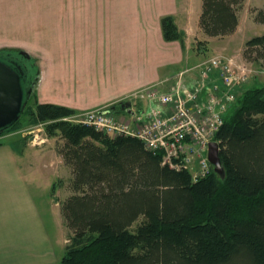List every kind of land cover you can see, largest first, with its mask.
Returning <instances> with one entry per match:
<instances>
[{"label":"trees","instance_id":"obj_1","mask_svg":"<svg viewBox=\"0 0 264 264\" xmlns=\"http://www.w3.org/2000/svg\"><path fill=\"white\" fill-rule=\"evenodd\" d=\"M243 2L202 0L200 31L212 39L233 34ZM254 21L264 24V8ZM161 29L165 41L183 44L171 16ZM19 51L1 49L0 61ZM243 57L264 62V34L245 43ZM29 108L21 116L47 137L60 136L56 152L69 169L66 184L58 179L51 187L69 191L60 202L68 243L56 264H264V84L237 97L215 135L224 177L212 168L195 182L187 171L162 166L160 154L136 138L64 121L72 109Z\"/></svg>","mask_w":264,"mask_h":264},{"label":"crops","instance_id":"obj_2","mask_svg":"<svg viewBox=\"0 0 264 264\" xmlns=\"http://www.w3.org/2000/svg\"><path fill=\"white\" fill-rule=\"evenodd\" d=\"M201 4L202 0H0V50L30 45L29 32L28 40L15 39L24 28H54V35L44 30L37 40L55 45V57L36 88L38 103L78 113L110 109L145 87L159 85L161 91H169L176 76L208 59L200 57L206 46L191 49L196 37L199 42L215 40L199 29ZM166 16L174 19L183 44L164 40L161 19ZM197 79L198 70H192L183 82L192 86ZM22 144L10 134L0 136V264H56L61 258L49 242L31 188L51 191L66 168L52 146H36L30 140ZM61 201L56 203L59 208ZM60 219L56 217L64 229Z\"/></svg>","mask_w":264,"mask_h":264},{"label":"built area","instance_id":"obj_3","mask_svg":"<svg viewBox=\"0 0 264 264\" xmlns=\"http://www.w3.org/2000/svg\"><path fill=\"white\" fill-rule=\"evenodd\" d=\"M192 70H198V79L186 86L183 77ZM255 73L245 60L217 54L181 72L169 91L156 85L131 93L126 100L132 104V115L94 109L63 120L111 137L136 138L147 150L160 154L162 166L187 171L195 182L211 172L208 145L215 142L224 116Z\"/></svg>","mask_w":264,"mask_h":264},{"label":"rangeland","instance_id":"obj_4","mask_svg":"<svg viewBox=\"0 0 264 264\" xmlns=\"http://www.w3.org/2000/svg\"><path fill=\"white\" fill-rule=\"evenodd\" d=\"M263 8L264 0H244L241 9L238 12L239 27L236 29V31L233 34L223 38H214L215 40L211 43L200 42L202 43V47L206 46V50L202 52L200 57L203 59L204 57L209 58L214 55L221 54L224 56H233L237 59L244 60L243 51L245 43L253 37L261 36L262 34H264V24H259L254 21L256 11L262 10ZM23 30H25V32L21 33L20 36L16 37L15 39L18 40L20 38H24L28 40V36L26 35V33L29 32L31 44L23 45L22 43H20L18 45L19 48L10 49L20 50L17 53L18 56L15 55V57L17 56V58L21 60H23V57L20 55V52H24L27 56L30 57L28 62L26 61L29 68V70L26 69V74L30 82L29 84H27V86H25L24 90L28 89L29 87L30 89H32L33 93L35 91L34 96H32L28 100V104L26 103V105L30 107L29 109H33L34 104L38 103L35 87L37 88L41 77L45 76V73L49 66L48 64L50 62L52 63V60L55 57L54 43H49V41L47 40L46 42L45 40H43L38 41L39 43H37V40H39L38 38L40 35L42 36L44 34V30L47 36H51L54 35L55 29L52 27H48L46 29L44 27H32L30 29L24 28ZM193 41L194 42H191V49L193 52H196L197 47H200L199 40L196 37L195 39H193ZM40 43L42 45H39ZM40 46L41 50L38 49V47ZM192 51L190 52V55H193ZM248 63L256 71V73L240 89V95L247 89L259 87L264 84V62L260 61L257 64L252 62ZM100 110L105 109L101 108ZM85 112H88V110L79 113ZM79 113L76 112L75 115ZM7 134H10L11 140H15L19 145L23 143V146L26 145L27 140H29L30 138H33L34 144H36V146H52V148L56 149V147L61 145V138L59 135H56L54 137H47L45 134L44 127H42L41 125H33L31 118L27 115H22L19 118V122L16 128L11 130L10 132H7L6 135ZM24 137L27 138V140H25V143L22 142ZM65 168L66 169L63 170L61 174L62 177H60V179H63L66 184V181L70 177L69 169L66 166ZM43 189L44 188L36 190L35 188H31V192L34 198L35 205L46 225L49 242L51 243L56 256L58 258H61L64 255V248L65 245L68 243V240L67 231L65 230V228H61L57 222V220L60 219V208L56 205V203L58 202V200L61 201L62 199L67 197L69 195V191L67 190V186L56 190L54 193L49 191L48 188H46V190Z\"/></svg>","mask_w":264,"mask_h":264},{"label":"water","instance_id":"obj_5","mask_svg":"<svg viewBox=\"0 0 264 264\" xmlns=\"http://www.w3.org/2000/svg\"><path fill=\"white\" fill-rule=\"evenodd\" d=\"M20 55L30 59L24 52H20ZM24 75L22 66L13 62L12 58L8 62L0 61V133L18 121L32 93V89L24 90ZM130 106L129 101L123 102L120 104V110L132 114ZM207 158L214 173L223 178L218 143L212 142L208 145Z\"/></svg>","mask_w":264,"mask_h":264},{"label":"flooded vegetation","instance_id":"obj_6","mask_svg":"<svg viewBox=\"0 0 264 264\" xmlns=\"http://www.w3.org/2000/svg\"><path fill=\"white\" fill-rule=\"evenodd\" d=\"M12 61L17 63V64H19V65H21L22 68H23V71H24L25 75L22 78V83L24 84V88H25V86H27V84H29V82H30V80L28 79L27 74H26V69L29 70L28 64L26 63V61L28 62V60H26L24 57H23V60H21V59H19L17 57H14V58H12Z\"/></svg>","mask_w":264,"mask_h":264}]
</instances>
